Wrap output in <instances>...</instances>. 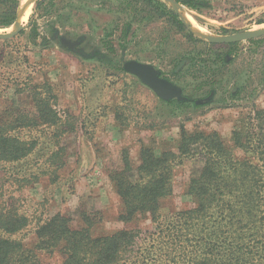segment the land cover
Segmentation results:
<instances>
[{
    "label": "rangeland",
    "instance_id": "374dc122",
    "mask_svg": "<svg viewBox=\"0 0 264 264\" xmlns=\"http://www.w3.org/2000/svg\"><path fill=\"white\" fill-rule=\"evenodd\" d=\"M196 1L206 6L192 10L178 3L197 38L264 27V0ZM22 10L20 4L17 14ZM152 13L142 0H34L27 17L18 19L24 30L0 40V113L7 106L29 105L27 82L48 81L58 96L59 116L76 129L62 139L66 155L58 180L51 184L42 175L27 197L48 199L49 216L61 214L74 227L82 209L101 211L103 221L94 231L98 235L124 227L107 177L120 166L124 149L134 164L141 144L176 153L180 126L215 130L228 142L242 115L264 108V37L234 46L193 43L165 19H151ZM13 24L0 33L13 31ZM61 38L78 42L76 52L63 47ZM128 61L153 66L181 89L185 100L159 99L124 71ZM201 166L202 160L194 157L176 168L173 194L161 203L164 214L192 207L186 185ZM35 167L45 170L34 165L35 172ZM34 240L29 236L25 246L31 248ZM58 263L56 256L41 259V264Z\"/></svg>",
    "mask_w": 264,
    "mask_h": 264
},
{
    "label": "trees",
    "instance_id": "16d2710c",
    "mask_svg": "<svg viewBox=\"0 0 264 264\" xmlns=\"http://www.w3.org/2000/svg\"><path fill=\"white\" fill-rule=\"evenodd\" d=\"M21 1L0 0V28L14 23ZM175 1L192 10L206 6ZM142 2L153 8L151 19H165L189 42L204 43L166 4ZM25 88L29 105L0 113V264H41L43 256H56L58 264H264V108L242 115L228 142L215 130L180 126L176 153L141 144L134 164L124 149L120 166L107 173L124 227L98 235L101 211L82 209L74 227L61 214L49 216L48 199L27 197L42 175L51 184L58 180L66 155L62 139L76 129L59 116L48 81H29ZM194 157L202 166L186 185L192 207L164 214L161 203L173 194L176 168ZM34 165L45 170L35 172ZM29 236L31 248L24 243Z\"/></svg>",
    "mask_w": 264,
    "mask_h": 264
},
{
    "label": "water",
    "instance_id": "95a60500",
    "mask_svg": "<svg viewBox=\"0 0 264 264\" xmlns=\"http://www.w3.org/2000/svg\"><path fill=\"white\" fill-rule=\"evenodd\" d=\"M165 1L172 6L173 11L176 14H178L182 22L188 26L189 24L180 14L181 12H184L182 5H180L175 0H165ZM20 14H17V19H16L17 21L13 24V31H11L10 33H0L1 41L13 39L22 30H24V26H22L18 22V16ZM190 31L195 35L193 30L190 29ZM262 37H264V27L257 30H241L238 31L237 33H233L226 36L210 37V36H205L203 34H200L199 36L200 39L206 40L207 42L215 45H228L232 43L255 40ZM60 43L62 44L63 47L76 52L75 47L78 45V42H72L67 39L61 38ZM123 69L127 74L136 77L143 85H145L151 91H153L157 95V97L162 101L185 100V98L182 95L181 89L172 82L162 78L160 72H158L153 66L137 61H128L124 64Z\"/></svg>",
    "mask_w": 264,
    "mask_h": 264
},
{
    "label": "bare ground",
    "instance_id": "6f19581e",
    "mask_svg": "<svg viewBox=\"0 0 264 264\" xmlns=\"http://www.w3.org/2000/svg\"><path fill=\"white\" fill-rule=\"evenodd\" d=\"M34 0H22L21 1V9H23L22 10V12H21V14L19 15V21H23V19H25L26 17H27V15H28V12H29V9H30V4L33 2ZM23 4V5H22ZM26 5V6H25ZM18 21V22H19ZM191 24H193V23H191Z\"/></svg>",
    "mask_w": 264,
    "mask_h": 264
}]
</instances>
